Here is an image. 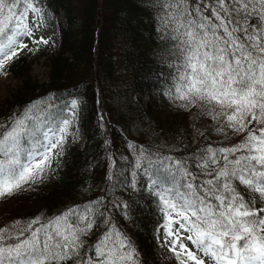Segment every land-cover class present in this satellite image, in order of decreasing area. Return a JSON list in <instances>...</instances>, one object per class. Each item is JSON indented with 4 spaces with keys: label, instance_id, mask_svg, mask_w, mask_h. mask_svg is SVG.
<instances>
[{
    "label": "snow or ice",
    "instance_id": "snow-or-ice-1",
    "mask_svg": "<svg viewBox=\"0 0 264 264\" xmlns=\"http://www.w3.org/2000/svg\"><path fill=\"white\" fill-rule=\"evenodd\" d=\"M154 2L158 30L172 42L176 61L166 94L185 110L195 107L211 118L217 133L231 129L238 137L230 145L209 144L194 154L198 171L188 161L173 162L183 181L175 191H156L159 185L152 182L150 191L166 218L161 227L172 238L170 251L181 264H187L185 254L195 264H264V0ZM39 11L34 0H0V71L28 47L18 38L33 35L28 13ZM69 103L72 119H63L43 140L35 138L39 118L31 106L0 122V197L52 168L60 154L53 149L62 148L76 115L78 102ZM129 186L136 189L135 179ZM102 201L36 217L23 227L16 221L0 228V264H139L135 242ZM115 206L131 219L129 203L118 200Z\"/></svg>",
    "mask_w": 264,
    "mask_h": 264
},
{
    "label": "trees",
    "instance_id": "trees-1",
    "mask_svg": "<svg viewBox=\"0 0 264 264\" xmlns=\"http://www.w3.org/2000/svg\"><path fill=\"white\" fill-rule=\"evenodd\" d=\"M34 3L65 17L60 49L49 60L46 82L31 79L24 60L19 66L17 62L12 65L11 70L24 80L0 104V122L31 106L39 118L35 138L43 140L63 119H71L69 102L76 100L77 125L86 142L82 149L74 145L64 164H53L47 178L30 183L32 190L25 188L30 192L0 215V228L16 221L23 227L33 218L52 217L103 197L109 214L135 242L139 264H159L153 249L164 213L159 198L150 191L152 182L159 185L156 191H175L183 181L175 174L173 162L188 161L189 168L198 171L193 167L194 154L209 144L214 148L230 145L238 137L231 129L217 133L211 118L199 115L195 107L185 110L181 101L166 94L174 82L176 61L172 42L158 30L154 0ZM100 97L109 130L100 124ZM133 179L135 190L129 186ZM118 200L131 205V219L115 206ZM95 239L93 235L89 242Z\"/></svg>",
    "mask_w": 264,
    "mask_h": 264
},
{
    "label": "rangeland",
    "instance_id": "rangeland-1",
    "mask_svg": "<svg viewBox=\"0 0 264 264\" xmlns=\"http://www.w3.org/2000/svg\"><path fill=\"white\" fill-rule=\"evenodd\" d=\"M39 9V13H28L27 23L32 29L33 35L31 37L25 36L18 38L19 40H22L23 43L27 44L28 47L20 50L18 55L9 61L8 64L5 65L4 69L0 71V104L5 99L9 98L24 80L20 74L11 70L12 65H14L16 62L17 66H19L21 63H23L22 60L25 61L28 68L27 75L34 81L43 83L49 79V60L55 56L60 49V30L65 27L66 21L62 14L55 15L50 12L46 6L39 7ZM41 37L48 42L46 44L42 42H34L39 41ZM41 50L44 51V54H41ZM99 100L98 112L100 117L103 116V119L100 118V124L102 128L109 130V124L107 123V119L105 117L104 107L101 103V97ZM75 112V118L69 129L70 134L67 136L62 148L53 149L54 153H60L58 156H54L53 158V164L55 165L61 166L68 160L71 153V148L74 145H78V147L82 149L86 142V138L82 129L76 123L78 120V106L75 109ZM72 113L73 109L71 111V115ZM110 162L112 163V161ZM48 171L42 178L37 179V181H42L44 178H47ZM29 184L23 185L11 195L0 197V215L8 209L14 207V203L22 196V194L30 192L24 191L26 190L25 188L32 190L30 187H28ZM159 204L161 208L162 205L160 201ZM259 207H261V205L258 202L257 208ZM173 215L175 216V214ZM165 222L166 218L164 216L163 221L159 224L156 230V246L153 249V252L160 258L161 263L159 264H181L180 260H178L174 253L170 251L172 238L166 237L164 235V229L161 227L165 224ZM175 227H178V225H175ZM183 235L186 237L188 233H184ZM184 242L189 250H192L193 252L196 251L194 245H192L190 241L185 240ZM179 250V245L177 244V251ZM196 254L199 255V253ZM184 259L187 261V264H195V261L187 259L186 254L184 255Z\"/></svg>",
    "mask_w": 264,
    "mask_h": 264
}]
</instances>
